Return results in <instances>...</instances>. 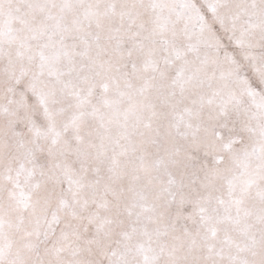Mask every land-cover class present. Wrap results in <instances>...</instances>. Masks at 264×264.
Returning <instances> with one entry per match:
<instances>
[{"label": "snow or ice", "instance_id": "1", "mask_svg": "<svg viewBox=\"0 0 264 264\" xmlns=\"http://www.w3.org/2000/svg\"><path fill=\"white\" fill-rule=\"evenodd\" d=\"M0 264H264V0H0Z\"/></svg>", "mask_w": 264, "mask_h": 264}]
</instances>
